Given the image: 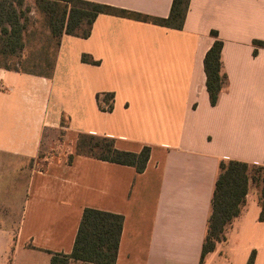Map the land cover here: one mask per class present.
<instances>
[{"label": "crops", "instance_id": "1", "mask_svg": "<svg viewBox=\"0 0 264 264\" xmlns=\"http://www.w3.org/2000/svg\"><path fill=\"white\" fill-rule=\"evenodd\" d=\"M88 1L159 18L172 3ZM211 30L226 76L213 105L203 67ZM254 40L264 42V0H190L180 29L98 14L87 37L62 34L51 75L0 67V264L69 253L86 207L123 216L115 264H246L252 251L264 264L251 183L200 260L220 161L264 165V46ZM103 93L110 111L98 106ZM79 133L124 151L148 146L145 169L75 154ZM52 135L57 152L36 169Z\"/></svg>", "mask_w": 264, "mask_h": 264}, {"label": "trees", "instance_id": "2", "mask_svg": "<svg viewBox=\"0 0 264 264\" xmlns=\"http://www.w3.org/2000/svg\"><path fill=\"white\" fill-rule=\"evenodd\" d=\"M23 1L0 0V67L51 75L62 34L87 37L98 14L119 15L180 29L183 26L190 0H172L170 12L166 18L148 17L137 12L88 0H34L36 11L42 15L45 26L48 28V39L53 42L54 51L51 58H47V52L45 55L39 53L37 59H42L41 61L30 60L25 64H22L21 55L24 49L23 35L29 20L26 12L30 9L29 7L22 8ZM210 34L214 37V41L204 55L203 67L206 76V90L210 103L213 105L226 83V76L222 73V41L217 37L215 30H211ZM253 44L264 46V42L259 40H254ZM256 51L254 49V53ZM81 60L96 63L86 54H82ZM41 66L44 70L35 71L33 69L41 68ZM96 98L101 110H112V93L97 94ZM100 101L108 103V109H104ZM149 153L148 146L142 147L139 152L124 151L115 147L113 138L86 133H79L75 143V154L130 165L137 172L145 169ZM72 157L73 154H69L67 161L71 162ZM250 183L257 190L260 204L258 219L264 221V165L249 164L239 160L220 161L200 260L208 252L214 250L216 243L224 238V229L239 214ZM122 224L123 216L119 213L90 207L84 208L71 251L69 253L51 252L49 264H69L76 261L86 264H115ZM254 255L252 251L246 264H253Z\"/></svg>", "mask_w": 264, "mask_h": 264}, {"label": "rangeland", "instance_id": "3", "mask_svg": "<svg viewBox=\"0 0 264 264\" xmlns=\"http://www.w3.org/2000/svg\"><path fill=\"white\" fill-rule=\"evenodd\" d=\"M29 7L30 11L26 12L28 16V24L27 29L23 35L24 38V49L22 51L21 60L22 64H25L27 61H41L42 59H37L39 53H43L44 55L48 54L47 58L52 56L53 50V42L49 41L48 39V28L45 26L43 21L42 15L36 11L34 0H24L22 8L26 9ZM43 58V57H42ZM48 60V59H47ZM35 71L44 70V67H36L33 68ZM58 136L57 138L53 137L52 139L45 141V143L50 145V149L48 145L44 144V155L41 158H38L34 161V167L36 169L42 168L45 164V159L50 158L52 154L57 152L58 149ZM47 151L49 153H47ZM30 165V164H29ZM26 167V165H24ZM23 179H20V184L22 183ZM8 216V214H7Z\"/></svg>", "mask_w": 264, "mask_h": 264}, {"label": "built area", "instance_id": "4", "mask_svg": "<svg viewBox=\"0 0 264 264\" xmlns=\"http://www.w3.org/2000/svg\"><path fill=\"white\" fill-rule=\"evenodd\" d=\"M100 104L101 106L104 108V109H108V103H105L103 101H100ZM104 111H107V110H104Z\"/></svg>", "mask_w": 264, "mask_h": 264}]
</instances>
